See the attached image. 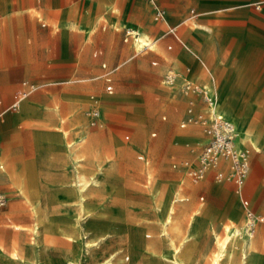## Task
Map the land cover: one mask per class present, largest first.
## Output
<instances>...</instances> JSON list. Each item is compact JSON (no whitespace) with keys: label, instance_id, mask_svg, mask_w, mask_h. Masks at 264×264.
<instances>
[{"label":"rangeland","instance_id":"1","mask_svg":"<svg viewBox=\"0 0 264 264\" xmlns=\"http://www.w3.org/2000/svg\"><path fill=\"white\" fill-rule=\"evenodd\" d=\"M162 3L166 12L161 23L167 21L169 12L179 15L180 20L164 22L160 30L154 31L152 27L156 28L157 24L152 25L156 21L149 7L146 5L144 10L145 18L139 19L132 15L131 5L126 20L110 22V17L105 16L86 31L83 30V35L88 36V47H83L77 53L65 49L61 53V64L51 71L50 84L30 82L34 86L33 93L46 94L53 102L46 109L54 111L58 121L45 129L63 132L76 126L88 131L84 141L77 146L80 149L78 157L89 161L92 170L101 165V173L105 172L106 176L99 174V189L87 190L86 212L77 213L76 218L81 219L83 236L91 238L89 241L94 240L95 248L105 249L104 255L97 259L113 253L112 264H145L146 261H151V264H174L160 257L169 248L168 236L173 235L171 226L167 229L169 235H166L161 225L167 207L174 199L173 223L182 224L177 229L179 236L186 233L184 231L191 214L199 209L193 221L197 231L179 253V258L185 264H207L209 255L218 250L216 234L222 236L223 225L231 221L241 225L239 213L232 209V193L216 182L211 185V189L216 191L215 195L208 198L210 180L202 186H192L184 166L205 143L203 125L211 118L208 102L203 95H186L189 90H186L185 83H181L180 74L186 72L188 67L190 76L192 72L191 66L183 63L184 56L178 54L187 48L183 35L187 25L192 29L188 40L192 35L207 31L205 38L216 50L215 56L203 62V81L191 76L192 80L212 88L218 97L217 108L228 110L230 116L235 118L239 133L248 129L259 143L257 151L249 141L242 143L238 139L249 153L250 168L245 193L251 197L255 187L264 182V78L258 80L264 68V52L260 49L261 6L208 5L200 10L197 0L186 3L179 1L172 8L166 6L165 0ZM106 5L109 10L121 15V10L115 4L106 2ZM42 21L50 23L46 16L42 17ZM103 25L105 29H102ZM124 27L147 33L154 46L136 51L134 41L137 36L125 37ZM64 36L62 46H68L75 37L70 33ZM247 41L257 47L249 55L242 54L252 49ZM96 48L102 49L99 58L92 56ZM243 58H248L241 61L247 81L242 73L238 76L232 73L237 59ZM102 62L106 63L105 67H102ZM171 70L179 73L173 81L170 78ZM107 83L112 90L110 93ZM18 86L15 84L11 89L17 91ZM70 90L86 96L85 100H77V107L72 110L62 101L59 102L57 96ZM27 101L28 98L19 112L4 115L0 123L4 132L13 124L15 116L26 113ZM181 124H186V128H182ZM29 127L25 124L24 131ZM0 139L4 141L2 133ZM3 141L2 159L12 185L31 205L33 221V205L37 203L41 204L46 216L40 239V264L52 263V250L59 257L63 256L65 264H74L67 255H73L69 249L75 241L66 236L73 233V225L52 218L42 199L31 196L32 189H36L34 172L17 170L11 154L4 151ZM140 155H144V160L139 158ZM67 181L61 180L63 186ZM114 187L119 189L117 195L110 194ZM175 189L180 190L177 196L174 195ZM152 191L156 193L155 197ZM201 195H204L203 200L199 198ZM66 200L70 201L67 196ZM251 205L258 208L261 204L253 202L251 198ZM262 205L264 211V202ZM84 220L87 222L84 223ZM260 228H264V224L257 227L258 230ZM21 232L17 248L24 250L32 242L30 226ZM56 234L64 235L70 243L61 238L54 244ZM78 235L83 240L81 231ZM83 241L85 243L87 240L84 238ZM175 241L178 243L179 238ZM1 260L0 263L4 264H29L3 255ZM247 260L248 264H252L249 257ZM253 264H264V258L257 259Z\"/></svg>","mask_w":264,"mask_h":264},{"label":"crops","instance_id":"2","mask_svg":"<svg viewBox=\"0 0 264 264\" xmlns=\"http://www.w3.org/2000/svg\"><path fill=\"white\" fill-rule=\"evenodd\" d=\"M179 1L181 2L183 0H165V3L166 6L168 5L172 8ZM184 1L186 3L189 0ZM106 2L115 4L121 10V15L119 16L118 13L109 10ZM159 4L166 12V7L162 3V0H159ZM197 4L200 10H204L208 5L244 7L255 4L258 7L261 6L260 49L264 52V0H197ZM131 5H133L132 15L139 19L145 18L144 10L147 6L152 14L151 6L145 0H0V100L4 104H10L16 94L24 89L23 83H41L43 81L41 85L50 84L49 78L52 75L51 71H53L54 67L61 64V53H64L65 49L70 50L72 53H77L83 47H88V36L83 35V30L86 31L97 20L105 16L110 17V22L115 21L116 23H120L123 19L126 20L127 10ZM45 16L50 22L49 24L42 21V17ZM166 18L167 21H164L165 23H174L180 20L179 15L173 12H169ZM65 21H70L72 23L71 26H63L62 23ZM160 21L152 24H157L156 28L152 27L154 31L162 28L164 22L161 23ZM102 29H105V25L102 26ZM191 30L189 25L185 27L183 35L187 48L182 49L178 54L184 56V64L191 66V76L200 79L202 82V74L204 72L203 62L206 58H210L212 55L215 56L214 52L216 50L205 38L208 34L207 31L192 35L191 39L188 40V35ZM124 32L125 37L130 35L138 36V32H135L131 27H124ZM66 33L75 35V37L72 40L73 42L70 41L68 46H62V37ZM251 47L252 49L250 51L242 54L249 55L257 49L253 45ZM101 54V48H96L92 52V56L96 58H99ZM216 59L218 58L216 57ZM247 59H237V65L232 72L234 75L238 76L242 73L245 79L241 61ZM101 65L105 67L106 63L102 62ZM186 69L188 70L183 74L192 79L189 75V67ZM263 78L264 68L258 80L261 81ZM257 83L259 82L257 81ZM15 84H19L17 91L11 89ZM108 85L107 83L106 87ZM33 90L29 91L26 96L28 98L25 105L26 113L22 116H15L12 121L13 124L7 128V131L4 132L0 127V133L3 134L4 138V141L1 139L0 141L4 143V151L11 154L12 162L17 170H32L34 172L38 197L42 199L43 205L51 217L64 223H70L75 220L77 213L86 212V198L83 202V209H80L77 202L67 201L66 196L68 195L70 197L72 194V196L77 197L79 194L75 185L73 192L70 191L71 183L76 181L77 163L82 164L88 162V167L90 165L89 161H83L82 158L78 157L79 149L77 147L78 143L82 142L87 136L88 131L86 128L76 126L66 130L67 133L65 131L45 129L46 126H50L58 121L56 113L46 109V106H50L53 102L46 94L39 95L38 93H33ZM108 92L110 93L112 90ZM57 96L58 101H62L63 105L71 110L77 107V100L86 99L85 95L73 90L68 92L63 91L57 94ZM18 109L9 111L6 114H15ZM16 122H18V126ZM25 124L30 126L27 131L23 129ZM36 137L38 141H36ZM0 153L2 159V147ZM28 153H32L31 156H28ZM52 154L57 156H52ZM139 158L144 160V155H140ZM2 162L3 169L0 170V191L6 195L7 201L0 208V245L9 246L8 248L11 249L19 245V237L22 234L21 230L29 226L32 228L33 216L31 205L18 189L12 185L11 179L5 170L3 159ZM61 180L69 181V184H66L69 191L61 189H64ZM208 180L210 182H208L207 189L209 190L206 196L212 198L215 195L214 192H216L211 189V185L216 183L212 172H209L198 183L193 184L191 182V185L194 187L202 186ZM246 180L242 187V193L248 200L250 209L257 214L264 215V211L261 209L264 202V182H261L255 187L250 197L244 191ZM218 183L232 193V209L239 213L242 228L244 223V210L233 185L228 181ZM112 190L110 193L112 195H117L119 192L117 187H114ZM199 198L203 200L204 195H201ZM251 198L253 202L260 203V207L254 208L251 205ZM78 221L81 226L83 240L84 238L87 241L91 240V238L88 239L86 236H83L84 228L81 219H78ZM86 222L87 220H84V223ZM260 224L256 226V229ZM88 227L90 229V224H88ZM119 236H124V234H120ZM61 238L70 243L64 235L56 234L54 244L55 241ZM249 238L245 237L246 242ZM59 256L53 253L52 250L51 257L53 260L51 264H60V262L61 264H65L63 256ZM1 257L2 254H0V261H2ZM0 264L4 263L1 262ZM145 264H151V261H146Z\"/></svg>","mask_w":264,"mask_h":264},{"label":"bare ground","instance_id":"3","mask_svg":"<svg viewBox=\"0 0 264 264\" xmlns=\"http://www.w3.org/2000/svg\"><path fill=\"white\" fill-rule=\"evenodd\" d=\"M164 18L165 17H163V19ZM63 26L65 27L71 26V23L66 21L64 22ZM134 46L136 48V51L137 50L140 51L142 49H145L146 47L150 48L154 46V43L151 40V37L147 33L143 31H138V36L134 41ZM170 72H171L170 78L173 81L174 79L177 78L179 73L172 71V70ZM180 78L182 80L181 83L183 82L186 84V90H189L187 91L186 95L197 96V94H201L202 92H204L205 99L208 100V103H207L208 111L212 110L217 115L226 117L234 123L235 134H236L235 143L238 147H240L241 149H247L239 144V141H238L239 139L240 142L242 143L249 141L255 150L257 151L259 150V145H258L259 143H257V138L253 134H250V132L247 131L248 129H243L242 132L239 133V128L237 126V123L234 121L235 118L233 116H230V114L228 113V110H225V109L219 110L217 108L218 97L216 95V92L212 88L207 87L203 84L197 83L194 80L188 78L184 74H180ZM24 100L22 101L17 112L20 111ZM231 117L233 119H231ZM0 145H1V141H0ZM0 150H1V146H0ZM96 158L98 159V156H96ZM92 159H94V157ZM76 168H77L76 181L74 183H71L70 191L73 192V188H75L76 186L79 191V194L77 197L72 196V194L70 197L67 195V197L69 198L70 202H77L80 209H83V202L85 200V196L87 195V190L89 188H92L95 190L99 189V186L97 185L100 180L99 174H102V176L105 177L106 173L105 172L101 173V170H102L101 165L96 167L94 170L92 169L90 170L91 167L90 168L88 167V162H85L82 164L77 163ZM2 169H3V162L1 159V153H0V170ZM67 184H69V181H67ZM64 188L66 191H69V189H67L68 187H66V184ZM152 188H153V183H152L151 189ZM177 194H180L179 189H175L174 195L177 196ZM31 196L38 197L36 189H32ZM152 196L153 197L156 196V193L154 191H152ZM174 202H175V199L172 200L171 203H169L167 207V213L164 219L162 220L161 226H162L163 234L169 235L167 229L170 228L169 226H171V229L173 231L171 232L173 235L168 236L169 239H168L167 244L169 248L167 252L161 254L160 257L162 259L166 258L168 260H171L174 264H185L183 260L179 258V253L181 252V249L185 246L184 244L187 243V241L191 237H193L195 232L197 231V227L193 224V221L195 220L196 215L199 213V209L194 210L195 212L191 214L187 229L186 231H184V233L185 232L186 233L183 234L182 236L181 235L179 236V234L177 233V229H179L180 228L179 226L182 224L179 223L177 225V223L175 222L173 223L174 218L172 215L175 213V207L173 205ZM37 209H40V210L37 211ZM33 212H34V221H33V226L31 228L32 242H30L29 246L25 247L24 250L17 248L19 245L16 247L14 246L11 249L8 248L9 246L7 247L5 245H0V253L3 256L9 259H13V260H20L21 262H24V263L40 264V239H41V233H42V228H43L42 225L45 224L46 216L44 214V211H42L41 209V204L39 203H37L36 205H33ZM68 224L73 225L72 227L73 233L66 234V236L68 237L69 240L75 241V243L72 244L71 248L69 249L70 252H73V255L72 256L67 255V258L70 262L74 264H81V263L83 264H112V259L115 256V254L109 253L105 258L98 260L97 258L100 255H104L105 249L99 250L95 248L93 244L94 240L86 241L85 243L83 240H81L80 236L78 235V232L81 231V226L77 218H75V220L71 221ZM240 230H241V225H238L233 221L229 223H225L223 225L222 236L218 237L216 234V237L218 239L217 240L218 250L213 252L211 255H209L208 257L209 259H207L208 260L207 264H248V260H247L248 257H249L250 262L253 264L254 262L257 261V259L261 257L264 258V228L259 229V230L256 229L258 230L257 234L255 233L254 235H252V237H250L247 242H246L245 237L240 235ZM74 232L77 234L75 235ZM176 238H179L178 243L175 241ZM46 248L47 246L45 245L44 249Z\"/></svg>","mask_w":264,"mask_h":264},{"label":"built area","instance_id":"4","mask_svg":"<svg viewBox=\"0 0 264 264\" xmlns=\"http://www.w3.org/2000/svg\"><path fill=\"white\" fill-rule=\"evenodd\" d=\"M145 1L152 8L153 20H162L165 9L159 4V0ZM23 86L24 89L16 94L10 104H4L0 100V121L7 112L17 110L20 102L26 98L29 91L34 89L31 84L23 83ZM107 90L110 91L111 87L107 86ZM201 94L205 99V93L202 92ZM205 100L208 102L207 99ZM210 113L209 122L203 125L206 141L196 153L195 158L184 163L186 173L193 184L203 180L209 172L213 173L216 182H230L244 210V223L240 235L251 237L256 226L264 223V215L253 212L249 207L248 200L242 193V187L250 168L249 153L236 145L234 123L226 117L217 115L212 110H210ZM96 114L94 113V115ZM181 127H186V124H181ZM6 201V195L0 191V207L5 205Z\"/></svg>","mask_w":264,"mask_h":264}]
</instances>
